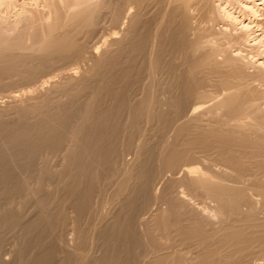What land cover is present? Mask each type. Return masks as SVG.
<instances>
[{"label": "bare ground", "instance_id": "bare-ground-1", "mask_svg": "<svg viewBox=\"0 0 264 264\" xmlns=\"http://www.w3.org/2000/svg\"><path fill=\"white\" fill-rule=\"evenodd\" d=\"M44 1L53 16L45 32L37 17L13 39L0 26V94L16 99L8 92L23 83L43 91L38 74L86 57L104 20L117 35L101 53L89 51L91 63L73 80L67 103L45 90L0 108V198L8 199L0 203V225L36 239L20 264H50L59 253L61 264H264V174H245L247 162L264 173V0ZM107 65L121 87L105 79ZM95 75L94 83L83 82ZM68 83L53 90L65 93ZM103 96L110 103L98 108ZM152 123L172 139L147 150ZM123 129L125 147L135 150L131 160L114 145ZM139 134L143 142L134 143ZM45 153L62 167L53 169ZM91 153L98 157L84 161ZM210 160L225 166L212 170ZM102 161L110 162L111 176L121 175L108 179L116 203L98 227L105 246L95 256L79 221L104 172L91 167ZM177 173L185 193L171 185ZM46 179L62 192H48ZM16 198L34 208L20 213L10 206ZM70 218L78 226L68 227Z\"/></svg>", "mask_w": 264, "mask_h": 264}, {"label": "rangeland", "instance_id": "rangeland-1", "mask_svg": "<svg viewBox=\"0 0 264 264\" xmlns=\"http://www.w3.org/2000/svg\"><path fill=\"white\" fill-rule=\"evenodd\" d=\"M44 2H45L44 0H13L12 4H10V6H7V7L5 5H3V4H0V24L2 23L0 26L2 27L3 30H5V33L11 39H13L17 35L18 31L23 30V29L24 30H28L29 27L31 28V26L29 24L27 25L28 17H30V18L37 17L36 19H37L38 22L34 21L35 22L34 24L37 25L38 30L41 29L42 32L44 30L46 31V28L48 27L47 25H48V23H50L52 21L53 18H51V17H53V16L49 12H47L48 11V7L46 5V2L45 3ZM26 19H27V22H25ZM61 20L65 21L66 19L64 18V19H61ZM102 25H103L104 28L101 31V33L99 32V33L95 34L93 37L89 38L90 41L88 40L87 44L89 45L90 48L87 47V51L84 53V55L85 54L87 55L86 57H83V56L82 57H76V56H74V57L70 58V60H68L69 62L66 61L65 63L61 62V61H57L56 64H55L56 66L54 65V67H51V68L49 67V68H46L45 70L41 71L38 74L37 78H39V79L36 81V84H40L42 82L41 90H43V91L37 92L35 90H31V84L28 85V84H24L23 83L22 85H19V86H16V87H12V90H9V91H12V92L6 91V92H8L10 94H14L16 96V99L11 98L10 96H6L5 94L4 95L0 94V108L6 107L7 105H18V104H22V103L26 104V102H28V103L32 102V101L36 100L38 98V96H40V94L42 92H44L45 90H47V91L49 90V92L52 91L55 98H60L61 100L65 101V102L66 101L68 102V100H67V96H68L67 92L73 90V88H74L73 87L74 84H72L73 80L76 79V78H79L83 73H85V71L88 69L89 64L91 63V61H89L90 60V56L88 55L89 51L92 50L93 51L92 53H94V54L101 53L102 50L104 49V47L106 46L107 42H108L107 39L109 40L113 36L117 35V33L114 32L115 29L111 28V25L108 23L107 20H104ZM27 26H29V27H27ZM26 27H27V29H26ZM37 41H38V39H37ZM27 42H30V40L27 39ZM102 47H103V49L101 50L100 48H102ZM85 65H86V67H84ZM106 67H108L106 69L107 70L106 73L108 72L107 73L108 75L107 74L105 75V79H108L107 78L108 76H110L111 78L113 77L112 79L115 82L112 83V85H114L115 89H117L118 87H121L122 84L119 82V80L116 81V78L114 77V76H117V75H114V73H113L114 70L112 68H111L112 71H111V69L109 70V66L108 65ZM106 67L105 66L102 67L101 71L102 70L104 71L105 70L104 68H106ZM110 72H112L111 75H109ZM69 73H73V75L71 77H69ZM95 78H97L96 75L93 76V77L90 76V77H87V79L85 78V80L83 82L86 81L85 83L90 85L91 82L94 83V81L96 80ZM111 78H109V79H111ZM42 80H44V81H42ZM90 80H93V81L90 82ZM67 81L69 83L66 84L67 88H66L65 93L53 90V86L60 85V84L64 85ZM129 84L126 87L127 92L130 89V87H131V85H129ZM51 87H52V89H51ZM87 92L88 91L85 90V95L88 94ZM85 95H80V98L83 99L84 97H86ZM27 98H29V99H27ZM109 103H110V99H108V96L107 97L103 96V97H101V100H99L98 108H105V107H107L109 105ZM126 113H127L126 110L122 111V113H121L122 119L125 118ZM10 115L12 116L14 114L10 113ZM76 121H79L78 116H75L73 118V123L76 122ZM141 123L143 124L142 121H140V124ZM100 127H102V128H100ZM103 127L104 126H99V127L96 128V130H101V129H103ZM146 131H147V133L145 132V134H144L145 137L143 136V134H139V135H136V136L133 137V141H134V143H142L143 142L142 140L145 139L144 141L147 143V146H146L147 150L148 149L149 150L158 149V147L160 146L159 143H163L165 141H170L172 139L171 136H170L172 134L170 130L167 129L166 131L164 130V132L161 133L158 129H156V125L153 124V123L147 126ZM157 133H158V135H157ZM143 137H144V139H143ZM125 139H126V131L124 130V131L120 132V136H119V138L117 140V143H114V145L116 144V147H117V150L119 151V153H122V154L124 153L123 157H122L123 159L131 160L134 157L133 156V154H134L133 151H135V150H133V146H132L131 150H129L130 148L127 150V148L125 147V145L127 146V144L124 143ZM83 143H85V142H83ZM177 143H183V140L180 141V142L177 141ZM105 144H107V143H105ZM202 154H204V153H202ZM45 155H46L45 158L48 161V164H51L53 169L54 168L60 169L62 167V165H54L55 161L52 160V158H51L52 155L50 153H45ZM204 155L208 156V153H205ZM210 156H212V158H213V155H210ZM210 156H208V157H210ZM93 157L97 158L98 154L97 153H91V154H89L88 157H85L84 161H90L91 159H93ZM45 158H42V159H45ZM119 159H121V157ZM210 161H211L210 168H213L212 170H217L218 167L220 169L222 162H220L221 164L220 163L218 164V162H216V161H212V160H210ZM102 163H103V161H102ZM102 163L101 162L98 163V164L96 163L91 168H93L95 166L94 168H97L99 170H103L104 172L106 171L105 173H107V175L104 172H102V171L99 172V175H97L99 178L96 177V180H95V181H97V182H95L96 183L95 186H97V187L94 190L93 196H92L93 207L91 208V211L85 212L83 218L81 217L80 221H79L80 226L83 229H85L86 240L88 241V244H91L90 245V246H92L91 247V251L93 252V254H95V256L98 255V254L100 255L101 250L104 249V246H105V244H104L105 243V236L104 235L102 236V235L99 234L98 227L100 225H102L103 222H105V218L104 217H106V216L108 217V215L110 216L111 210L114 208L115 203H116V199L114 197L116 184H110L108 182H110L109 181L111 179L110 177L115 178L116 176H120L121 175V172H115L111 176V174L108 173V169L111 168L109 166L110 162L104 161L105 164L104 163L102 164ZM106 163L109 164V165H106ZM192 163H191V165H193V166L199 165V163H196V162H192ZM249 164L250 163L247 162V164H246L247 165L246 166L247 167V170H246L247 172L245 171L246 172L245 174L250 173V172H255L253 174L256 175V173H257L258 176L264 174L263 173V169H261L258 166H257L258 168L255 167L254 164L253 165L251 164L252 167L253 166L255 167V168L251 167L254 171L252 169H250V168L248 170V167L251 166ZM107 166H109V167H107ZM223 166H225V164H222L221 168H223ZM226 168L230 169V167H226ZM168 173L170 174L169 171L165 172L166 175ZM89 176L90 175H87V177H83V181H85V178L88 179ZM105 176L108 177V178H106ZM173 176L174 177L176 176L175 179L174 178H169L167 180V181H169L171 179H174V180L170 181L171 185L173 186V188H175L176 191H179V189H180V192H181V189H182L183 193L187 192L188 190L187 189L185 190V187L180 185L181 181H179L180 180L179 177L180 176L182 177V175L177 173L176 175H173ZM60 179L58 178V183L57 184H59L61 186L63 181H61ZM175 180H177L178 184L176 183ZM44 182H45V188L47 189L48 192L49 191L50 192H53V191L62 192L61 188L58 189L57 187H55L56 185L54 184L52 179H46ZM162 184H163V182L161 180V181H158V183H156V185H154V188H155V190L157 192L161 191ZM53 186L56 189H54ZM178 187H180V188H178ZM195 198H193V197L190 198V201L193 202V203H195V201L197 202V199L195 200ZM17 199L18 198L13 199V201H12L13 204L11 202L10 206L13 205L12 207H14L15 209L19 208L20 213L21 212L26 213L30 209L34 208V206H32V205L31 206L28 205L26 207L18 206V204L16 202ZM0 200H1L0 203H2V202L6 201L8 199H4V198L1 199L0 198ZM192 200H194V201H192ZM0 211H1V209H0ZM66 211L68 212V216L70 214H72V212H70V208L67 207ZM151 212L153 213V211H151ZM151 222H152V220H149L146 224H144V226L145 227L148 226L149 224H151ZM68 223H69L68 227H70L72 225L73 226H78V225H74L75 222L73 223L71 218L69 219ZM144 226L143 225H141V226L140 225H136V228L140 229L141 227H144ZM32 235L30 237H27L28 235L26 236L25 233H23L22 231H19L17 228H14L13 226L0 225V244L2 245L1 257L5 261H7L6 264H20L19 259H21L22 256H24V255L26 256V254L29 255V253L32 252V250L36 247V244H35L36 243V239H34V236H32ZM31 237H33V238L31 239ZM67 237H71V234L67 233ZM33 241H35V243ZM90 246L88 245L89 248H90ZM15 247H16L17 250L15 249ZM19 249L20 250L23 249V250H21V253H20ZM99 250H100V252H99ZM13 251L15 253L18 252L16 254L17 256L15 255V253ZM22 254H24V255H22ZM59 255H60V253L56 255L57 258L55 257L50 264H61V262L58 261Z\"/></svg>", "mask_w": 264, "mask_h": 264}]
</instances>
